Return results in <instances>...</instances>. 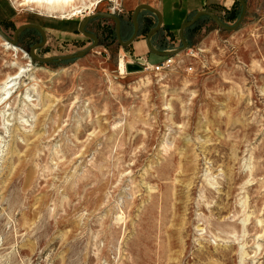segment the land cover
I'll return each instance as SVG.
<instances>
[{"label": "rangeland", "instance_id": "rangeland-1", "mask_svg": "<svg viewBox=\"0 0 264 264\" xmlns=\"http://www.w3.org/2000/svg\"><path fill=\"white\" fill-rule=\"evenodd\" d=\"M186 1L162 0L174 32L159 28L156 50L180 47ZM245 1L235 30L198 17L159 73L138 62L167 56L133 59L103 16L85 25L98 45L78 58L29 59L32 28L18 33V51L0 37V84L28 69L0 105V264H264V0ZM197 2L226 24L239 17V3L229 18L214 0ZM140 3L161 6L102 0L68 19L0 0V29L11 38L39 24L35 54L70 55L92 43L78 31L86 15H119L129 39ZM121 61L137 66L123 74Z\"/></svg>", "mask_w": 264, "mask_h": 264}, {"label": "water", "instance_id": "water-1", "mask_svg": "<svg viewBox=\"0 0 264 264\" xmlns=\"http://www.w3.org/2000/svg\"><path fill=\"white\" fill-rule=\"evenodd\" d=\"M240 5H241V12L239 14V17L237 18V20L232 24H226L224 22H222L214 13L207 11V10H200L197 11L194 16L184 22L179 31H178V36H179V40H180V47L176 48V49H171V50H167V51H159L154 49L153 47H151V45L149 44V38L150 35L155 32L156 30H158L160 28V26L162 25V14L161 12L155 8L154 6H151L149 4L146 3H140L138 5H136L133 9V14H132V25H133V33L131 35V37L126 40L125 42L122 41L121 39V35H120V24H121V19L119 17V15L113 13V12H95V13H91L88 14L84 17V19L79 23L78 25V31L81 32L84 36L88 37L89 39L92 40V43L90 45H88L87 47H85L84 49L78 51L75 54H70V55H63V56H51V57H38L35 54V50L39 47H42L45 42H46V34L44 32V29L42 28L41 25L36 24V23H24L22 25H20L13 33V37L9 38L3 31L2 29H0V37L6 41L9 42L12 45H15L18 41L17 39V35L19 32H21L22 30L26 29V28H35L41 35L42 40L39 42L34 43L33 45L30 46L29 48V52H28V57L29 59H35L37 61L40 62H48L51 60H60V59H72V58H78L83 56L85 53H87L89 50L93 49L94 47H96L98 45V38L96 37V35L94 33L88 32L85 29V25L87 24V22L89 21V19L95 17V16H103L109 19H112L115 22V34H116V38L118 39V42L122 45V46H127L129 45L137 36V33L139 31V23L137 21V14L141 9H145L148 10L150 12H153L157 15L158 17V22L157 24L151 28L149 30V32L147 33V45L149 47V50L153 53H157L160 54L162 56H170V55H174L176 53H179L181 51H184L187 46L188 43L186 41V39L183 37V30L185 28H187L188 26H190L193 22H195V20L201 16V15H207L208 17H210L220 28L225 29V30H235L238 28L239 24L241 23L242 19L245 16L246 13V8H247V4L245 0H238Z\"/></svg>", "mask_w": 264, "mask_h": 264}, {"label": "bare ground", "instance_id": "bare-ground-1", "mask_svg": "<svg viewBox=\"0 0 264 264\" xmlns=\"http://www.w3.org/2000/svg\"><path fill=\"white\" fill-rule=\"evenodd\" d=\"M22 3L23 6H32L35 8L43 9L49 13L60 14L61 18L71 19L74 16L81 15L83 12L80 8L89 6L90 10L99 5L102 0H17ZM88 10V9H87ZM67 13V16L64 14ZM3 40V39H2ZM3 47L8 50L18 51V48L9 42L3 40ZM28 59V58H27ZM17 64L12 61L10 66H16ZM26 67L18 66L13 74L7 75L0 84V105L5 104L12 95V90L16 87L18 80H21L25 74ZM119 70L121 73H125V66L123 61L119 64ZM29 96L23 98L24 102H28ZM7 105V104H6ZM5 105V106H6ZM4 106V107H5ZM1 108V107H0Z\"/></svg>", "mask_w": 264, "mask_h": 264}, {"label": "crops", "instance_id": "crops-1", "mask_svg": "<svg viewBox=\"0 0 264 264\" xmlns=\"http://www.w3.org/2000/svg\"><path fill=\"white\" fill-rule=\"evenodd\" d=\"M215 2H217L219 5H222V7H224L226 10H229V9H231L232 8V6H233V4H234V1L235 0H214ZM187 2V5H186V8H185V10H184V12H182V17L180 18V21H179V24H183L184 22H186V21H188V20H190L193 16H194V14L197 12L196 11V8H199L198 7V3L199 2H197V0H194V1H192V0H187L186 1ZM203 4H205L204 2H202V5ZM165 6H164V4H163V2H162V0H161V6L159 7V11L161 12V14H162V10H163V8H164ZM172 9H174V7H172L171 8V10ZM143 11H145V12H143ZM195 11V12H194ZM198 11H200V10H198ZM194 13L193 14V16H191V17H189L188 18V16H189V14L190 13ZM133 14V13H132ZM171 16V15H170ZM138 17H141L143 20H141L140 18H139V20H138ZM137 21H138V23H139V28H141V26L142 27H144V28H146V30H145V32H144V36L142 37V38H140V39H142V40H136V41H132L129 45H127V46H129L130 48V52L132 53V55H131V57L133 58V59H135V60H137V59H140V58H147V60H149V58H150V52L151 51H148L147 49H146V47H145V45H143V43L144 42H146L147 43V33L149 32V29H151V28H153L156 24H157V22H158V17H157V15L155 14V13H153V12H150V11H148V10H145V9H141L139 12H138V14H137ZM170 23L171 24H173V22L172 21H170ZM181 24V25H182ZM131 25H132V16H131ZM180 27L181 26H177L176 27V29L179 31V29H180ZM164 29V31H166V32H169V33H173L174 32V30L172 29V28H170V27H167L165 24H164V22H163V20H162V25L160 26V29ZM186 29V28H185ZM184 29V30H185ZM147 30H148V32H147ZM159 30V29H158ZM158 30H156L155 32H153L151 35H150V38H149V44L151 45V47H153L154 49H156V47H155V45L153 44L154 43V34H156V32L158 31ZM132 34V33H131ZM177 36H178V34H177ZM137 37V36H136ZM135 37V38H136ZM130 38V37H129ZM123 39V38H122ZM117 41H118V39H116ZM126 40H128V38L127 39H123V41L125 42ZM180 41V40H179ZM119 43V42H118ZM120 44V43H119ZM121 45V44H120ZM123 47H126V46H123ZM161 51V50H160ZM126 53H128L129 54V52H126ZM126 53H124L123 55V58L125 59V57H127V55L128 54H126ZM156 55H158V56H162V55H160V54H157V53H155ZM163 59V57L162 58H160V59H158L157 61H150L151 63H156V62H159L160 60H162ZM137 62V61H136ZM138 64H141V62L139 61L138 62ZM124 66H125V70H126V68L127 67H136L137 66V64L135 65V64H127L126 65V62L124 61ZM139 66V65H138Z\"/></svg>", "mask_w": 264, "mask_h": 264}, {"label": "built area", "instance_id": "built-area-1", "mask_svg": "<svg viewBox=\"0 0 264 264\" xmlns=\"http://www.w3.org/2000/svg\"><path fill=\"white\" fill-rule=\"evenodd\" d=\"M178 54H176L177 56ZM174 56L175 55H170L167 57H164L161 61L156 62V63H151L146 60H143L141 62V66L143 67V70L145 71H152V72H163L169 69V67L174 63ZM189 70H191V67H188Z\"/></svg>", "mask_w": 264, "mask_h": 264}, {"label": "trees", "instance_id": "trees-1", "mask_svg": "<svg viewBox=\"0 0 264 264\" xmlns=\"http://www.w3.org/2000/svg\"><path fill=\"white\" fill-rule=\"evenodd\" d=\"M236 3H239V1L238 0H235L234 1V4H233V6H232V8L231 9H229L228 10V12H227V14L229 15L228 17L229 18H233V17H235L234 15H233V12H232V10L234 9V6H235V4ZM239 5H240V3H239ZM240 7H241V5H240ZM240 12H241V8H240V11H239V14H240ZM201 16H207V15H201ZM201 16H199V17H201ZM239 16V15H238ZM208 17V16H207ZM238 18V17H237ZM30 28H32V27H30ZM32 29H35V28H32ZM36 30V29H35ZM37 31V30H36ZM184 37V36H183ZM188 43V42H187Z\"/></svg>", "mask_w": 264, "mask_h": 264}, {"label": "flooded vegetation", "instance_id": "flooded-vegetation-1", "mask_svg": "<svg viewBox=\"0 0 264 264\" xmlns=\"http://www.w3.org/2000/svg\"><path fill=\"white\" fill-rule=\"evenodd\" d=\"M120 17V16H119ZM120 19H121V24H120V34H121V31H122V28H123V19L120 17ZM133 27V26H132ZM115 30V29H114ZM150 30V29H149ZM147 32H148V30H147ZM132 33H133V30H132ZM40 34V33H39ZM132 35V34H131ZM131 35H130V37H131ZM137 35H138V33H137ZM13 36H11V38H12ZM115 37H116V34H115ZM17 39H18V36H17ZM117 39V38H116ZM121 39H122V36H121ZM42 40V38H41V35H40V40L39 41H41ZM39 41H37V42H39ZM34 44V43H33Z\"/></svg>", "mask_w": 264, "mask_h": 264}]
</instances>
